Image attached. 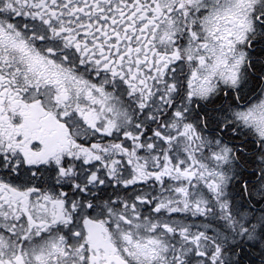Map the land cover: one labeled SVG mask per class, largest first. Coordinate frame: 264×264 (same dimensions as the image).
<instances>
[{
	"label": "snow or ice",
	"instance_id": "6c2138e0",
	"mask_svg": "<svg viewBox=\"0 0 264 264\" xmlns=\"http://www.w3.org/2000/svg\"><path fill=\"white\" fill-rule=\"evenodd\" d=\"M0 264H264V0H0Z\"/></svg>",
	"mask_w": 264,
	"mask_h": 264
}]
</instances>
